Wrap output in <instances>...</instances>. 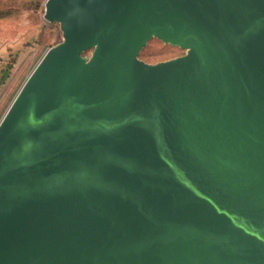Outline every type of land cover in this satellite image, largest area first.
Wrapping results in <instances>:
<instances>
[{"label":"water","instance_id":"obj_1","mask_svg":"<svg viewBox=\"0 0 264 264\" xmlns=\"http://www.w3.org/2000/svg\"><path fill=\"white\" fill-rule=\"evenodd\" d=\"M59 25L0 120V264H264V0H45ZM184 55L148 64L151 39Z\"/></svg>","mask_w":264,"mask_h":264},{"label":"rangeland","instance_id":"obj_2","mask_svg":"<svg viewBox=\"0 0 264 264\" xmlns=\"http://www.w3.org/2000/svg\"><path fill=\"white\" fill-rule=\"evenodd\" d=\"M45 0H0V120L44 53L62 40L57 23L43 19ZM185 51L151 39L138 58L148 64L167 61Z\"/></svg>","mask_w":264,"mask_h":264},{"label":"trees","instance_id":"obj_3","mask_svg":"<svg viewBox=\"0 0 264 264\" xmlns=\"http://www.w3.org/2000/svg\"><path fill=\"white\" fill-rule=\"evenodd\" d=\"M6 75H7V71H4V72L1 74L0 84L5 80Z\"/></svg>","mask_w":264,"mask_h":264}]
</instances>
